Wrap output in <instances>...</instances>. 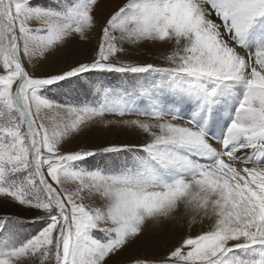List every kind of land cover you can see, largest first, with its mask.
<instances>
[{"label": "snow or ice", "instance_id": "snow-or-ice-1", "mask_svg": "<svg viewBox=\"0 0 264 264\" xmlns=\"http://www.w3.org/2000/svg\"><path fill=\"white\" fill-rule=\"evenodd\" d=\"M99 7L0 0V204L38 213L0 214V264H120L170 224L127 264H264V0ZM98 27L90 59L38 71ZM96 124L134 139L65 150Z\"/></svg>", "mask_w": 264, "mask_h": 264}, {"label": "rangeland", "instance_id": "rangeland-1", "mask_svg": "<svg viewBox=\"0 0 264 264\" xmlns=\"http://www.w3.org/2000/svg\"><path fill=\"white\" fill-rule=\"evenodd\" d=\"M122 0H100V7L96 12V17L98 24L104 22L105 17L118 5ZM120 2V3H119ZM99 34V27L95 32L91 33L87 41L73 40L71 41L66 48L62 49L60 52L56 53L54 56L49 57L48 61L39 66L38 71H59L62 68L66 67L68 63L75 62L77 60L86 61L91 58L93 50L97 44V37ZM155 49L151 48H140L133 50L130 54L131 59L139 61H151L159 62L155 59ZM120 80L118 76H109L105 79V83L109 84H119ZM66 98V97H61ZM99 125V126H98ZM134 137L126 131H116V132H105L103 131V126L96 124L78 137L73 139L70 143L66 144L65 150L76 149L78 147L93 148L96 146L104 145L109 142L117 143L126 140H132ZM5 213H15L21 217L31 220L38 213L35 211H28L20 207H5L3 204H0V214ZM39 224L36 225L38 227ZM29 231L32 230L30 227ZM187 231L186 227H182L180 224L172 225L168 227V231L164 234H157L154 238L146 239L136 245L135 250H129L125 253H122L120 257V264H127V261L130 257L135 255L150 254L154 256L160 255L164 251V245L175 244L176 241L180 238L181 234ZM199 231V226H194L193 234Z\"/></svg>", "mask_w": 264, "mask_h": 264}, {"label": "bare ground", "instance_id": "bare-ground-1", "mask_svg": "<svg viewBox=\"0 0 264 264\" xmlns=\"http://www.w3.org/2000/svg\"><path fill=\"white\" fill-rule=\"evenodd\" d=\"M121 2V1H120ZM119 2V3H120ZM99 126V125H98ZM103 131H105V132H108V131H110V132H116V131H118L117 129H105L104 127H103ZM121 131V130H120Z\"/></svg>", "mask_w": 264, "mask_h": 264}]
</instances>
